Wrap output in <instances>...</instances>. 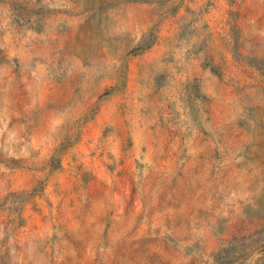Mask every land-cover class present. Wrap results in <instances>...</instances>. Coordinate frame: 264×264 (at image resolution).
I'll list each match as a JSON object with an SVG mask.
<instances>
[{"label":"rangeland","instance_id":"1","mask_svg":"<svg viewBox=\"0 0 264 264\" xmlns=\"http://www.w3.org/2000/svg\"><path fill=\"white\" fill-rule=\"evenodd\" d=\"M0 264H264V0H0Z\"/></svg>","mask_w":264,"mask_h":264}]
</instances>
